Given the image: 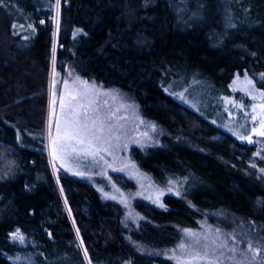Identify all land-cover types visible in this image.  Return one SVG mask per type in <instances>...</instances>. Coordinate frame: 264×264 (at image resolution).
Returning <instances> with one entry per match:
<instances>
[{
  "label": "trees",
  "instance_id": "obj_1",
  "mask_svg": "<svg viewBox=\"0 0 264 264\" xmlns=\"http://www.w3.org/2000/svg\"><path fill=\"white\" fill-rule=\"evenodd\" d=\"M55 7L56 0H0V264H160L132 242L173 246L176 226L196 227L205 217L224 224L212 214L221 210L259 226L264 240V179L251 167L255 148L163 90L176 71L197 72L226 93L235 73H249L264 90V0H60ZM54 36L57 67L133 91L165 139L168 133L180 139L171 148L163 141L161 163L147 168L175 174L179 162L198 180L183 197L167 196L171 208L153 210L135 228L123 224L119 206L65 176L60 183L78 234L63 204L41 139ZM14 229L39 245H11Z\"/></svg>",
  "mask_w": 264,
  "mask_h": 264
},
{
  "label": "rangeland",
  "instance_id": "obj_2",
  "mask_svg": "<svg viewBox=\"0 0 264 264\" xmlns=\"http://www.w3.org/2000/svg\"><path fill=\"white\" fill-rule=\"evenodd\" d=\"M59 4L60 0L59 3L56 0V9ZM21 27L15 25L16 34L20 32ZM55 36L45 134L41 139L45 141V150L63 204L78 233L60 183V177L65 176L94 188L103 202L119 206L123 224L129 227V230L135 228L143 219H152L153 210L166 211L171 208L166 202L167 196L183 197L198 180L187 174L179 162H174L177 171L175 174H164L161 168H147L149 164L161 163L164 156L161 150L164 147L163 141H169L171 148L176 144L182 145L180 139L170 133L165 139L164 129L142 111L133 91L81 78L72 66L67 64L62 69L57 67ZM245 76L252 81L251 85L247 84ZM163 90L169 97L210 122L222 133L241 144L252 145L255 150L251 167L264 179V136L253 132V128L259 130L260 120L264 116L259 107L264 104V97L260 95L264 90L257 85L252 75L235 73L227 85L226 93L222 85L200 76L197 72L176 71L165 80ZM85 91L87 95L83 97L82 102H91L90 120L98 118V123L103 122L99 143L105 151L96 157L72 155L64 160L59 158L58 153V158L53 161L52 137H55L56 117L61 113L60 98L63 97L67 104L69 93L76 95ZM253 105H256L255 110ZM212 214L217 219H223L224 224L205 217L196 227L176 226L178 242L173 246L153 248L136 242L132 244L142 252L160 257V264H264V242L260 241L259 226L242 222L222 210ZM17 231L23 237V242L13 239ZM7 240L13 246L39 245L31 234L20 229L11 231ZM78 240L85 254L79 236ZM181 244L184 245L183 248L180 247Z\"/></svg>",
  "mask_w": 264,
  "mask_h": 264
},
{
  "label": "snow or ice",
  "instance_id": "obj_3",
  "mask_svg": "<svg viewBox=\"0 0 264 264\" xmlns=\"http://www.w3.org/2000/svg\"><path fill=\"white\" fill-rule=\"evenodd\" d=\"M57 3H59V0H57ZM245 80L247 84H252V81L248 80L247 76H245ZM86 95V91L77 93L76 95L69 93L67 104L63 97L60 98L61 113L56 117L55 137H52L53 161L58 158V153L59 158L64 160L72 155L96 157L100 152L105 151L99 143L101 139L100 133L104 127L103 122L99 121L98 123V118H92L90 120L91 102H89V104H84L82 102L83 97ZM260 95L261 97H264V92H261ZM253 99H255L254 96ZM53 103H55V101H53ZM259 107L261 108L262 113H264V104L259 105ZM255 108L256 105H253L254 110ZM51 127L52 125L50 121V137ZM253 132L256 135L264 136V116H262L260 120L259 130L253 128ZM249 142H251L250 139ZM53 167L55 168V163L53 164ZM13 239L23 242V237L20 235L19 231L13 235ZM180 247L183 248L184 245L181 244ZM85 255H87V253H85Z\"/></svg>",
  "mask_w": 264,
  "mask_h": 264
},
{
  "label": "bare ground",
  "instance_id": "obj_4",
  "mask_svg": "<svg viewBox=\"0 0 264 264\" xmlns=\"http://www.w3.org/2000/svg\"><path fill=\"white\" fill-rule=\"evenodd\" d=\"M56 8V7H55ZM53 24V23H52ZM137 99V98H136ZM253 164V163H252ZM184 183V182H183ZM130 233H131V231H130ZM262 236V235H261ZM259 238V237H258ZM260 241H261V239H260ZM262 241H264V240H262ZM149 249V248H148Z\"/></svg>",
  "mask_w": 264,
  "mask_h": 264
}]
</instances>
